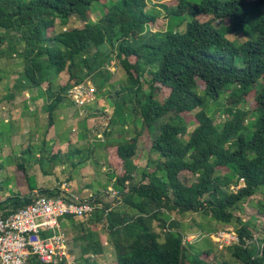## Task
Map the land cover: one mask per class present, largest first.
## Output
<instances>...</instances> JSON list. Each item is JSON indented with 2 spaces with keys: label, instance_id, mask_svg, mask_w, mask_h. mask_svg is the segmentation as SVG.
<instances>
[{
  "label": "trees",
  "instance_id": "1",
  "mask_svg": "<svg viewBox=\"0 0 264 264\" xmlns=\"http://www.w3.org/2000/svg\"><path fill=\"white\" fill-rule=\"evenodd\" d=\"M104 2L0 0V43L24 42L18 55L25 88L48 82V128L54 125L53 110L67 97L70 86L53 88L60 73H68L75 83L92 79L101 89L112 75L109 61L119 59L127 80L116 93L120 97L115 111L124 120L126 97L138 103L135 112L140 116L135 115L150 130V151L158 153L160 161L152 173L144 170L136 180L137 137L119 141L109 161L121 162L125 170L117 178L122 188L117 200L125 208L104 203L96 208L94 219L108 228L117 264H213L210 251L190 252L178 220L166 224L160 215L201 211L227 226L235 218V207L264 188V0H178L169 16L187 20L166 31L150 29L157 17L147 10L148 0ZM100 3L105 8L94 22L91 7ZM71 16L80 17L84 25L49 33L55 26L53 18L65 24ZM236 33L244 36L236 39L240 43L228 37ZM225 95L224 103L220 99ZM251 100L256 109L241 107ZM209 102L215 111L225 108L228 117L223 122L208 111ZM188 113L194 116L195 127L183 138ZM254 115L256 125L251 129L247 120ZM20 168L27 169L25 162ZM187 174L195 180L189 182ZM236 176L244 177L245 187L231 189ZM43 192L57 195L59 188ZM42 194L9 195L0 202V212L8 215ZM90 200L100 202L98 196ZM155 220L164 228L163 242L154 229ZM87 224H80L82 254L103 252ZM237 233L238 242L224 248L243 264H264V246L256 251L246 245L253 237L250 227L242 225Z\"/></svg>",
  "mask_w": 264,
  "mask_h": 264
},
{
  "label": "rangeland",
  "instance_id": "2",
  "mask_svg": "<svg viewBox=\"0 0 264 264\" xmlns=\"http://www.w3.org/2000/svg\"><path fill=\"white\" fill-rule=\"evenodd\" d=\"M107 1L105 0L104 4ZM148 2L147 10L157 17L155 22L151 23L152 31L171 30L183 19L187 20L185 17L175 20L169 16L168 10L173 9L178 0H148ZM104 8L101 3L93 4L89 15L91 20L97 22ZM53 19H55V26L49 29V33L55 35L61 30L84 25L78 16H71L65 24L59 17ZM1 32L3 33V30L0 29ZM228 37L236 43H240L236 39H244L243 34L239 33L229 34ZM23 48L24 42L13 44L10 39H7L3 44L0 43V196L7 197L21 188L28 194L49 195L43 190L58 187L57 195L64 194L81 199L91 198L93 201L98 196L100 202H96L97 205L104 206V203H108L113 209L123 210L124 203L117 200L121 199L122 189L117 184V178L123 175L125 170L121 162L113 165L109 161L110 153L116 151L115 145L126 138L137 137V148L133 158L137 166L133 174L136 180L141 179L144 170L152 173L157 168L160 156L153 150V152L150 151L151 134L142 118L139 117L140 114L135 112V108L139 109L138 103L133 100L131 102L129 97H126L128 102L123 109L126 113L124 120L122 117L119 118V113L115 111L116 102L120 97L116 93L127 80L121 62L118 58L109 61L107 68L112 75L107 79L103 76L106 80L101 89L92 79L77 84L75 80L69 78L68 73H60L54 79L53 88L67 83L70 86L67 97L53 110L54 125L48 128L49 109L46 106L48 100L45 91L48 82H44L41 87L35 89L23 86L26 83L22 75L23 60L18 55V51ZM146 78L148 79V76H145L143 82L144 89L148 87L145 83ZM93 88L97 89L94 95L91 94ZM220 100L225 103L226 95ZM206 107L210 113H213L218 123L228 117L224 107L215 111L212 108L213 102L207 103ZM241 107L246 110L256 109V103L251 100ZM136 113L139 116H136ZM256 118L254 115L247 120L251 129H254L256 125ZM111 119L115 122L112 123ZM186 120L189 124L182 135L183 138L188 137L195 127V118L191 113L187 114ZM27 149H30V152H26ZM42 156L41 163L39 159ZM22 162L27 165L25 171L20 168ZM231 167L234 169V166L231 165ZM225 171L226 168H222L221 172ZM187 176L190 177L189 182L196 178L190 174ZM240 178L236 176L233 184L238 183L239 188L245 187L239 185ZM124 191H128V187ZM95 213L96 206L92 214L83 219L94 228L96 237L105 246V252L103 249V253L96 257H93L92 253L82 254L83 241L77 238L79 236L74 240V232L72 235H68L67 232L69 258L65 264H87V258H89L88 262L90 259H97L95 264H117L108 228L104 222L94 219ZM234 214L235 218L227 226L201 211L184 213L165 211L160 216L165 219L166 224L172 221V218H176L175 220L180 221L181 227L184 225L185 229L184 227L183 229L189 234L187 236L201 234L199 238L186 241L190 252L210 251L209 253L214 257L213 264H243L226 248H221L219 243L215 242V233L225 229L237 233L242 225H247L252 230L253 237L247 239L246 245L251 248L256 247V251L263 249L264 188H259L254 196L241 201L235 207ZM161 224L159 220L154 221V229L160 232L159 239L163 242L164 228ZM77 231L81 234V227ZM52 234L53 232H50L47 236ZM105 241L108 242L105 243Z\"/></svg>",
  "mask_w": 264,
  "mask_h": 264
},
{
  "label": "built area",
  "instance_id": "3",
  "mask_svg": "<svg viewBox=\"0 0 264 264\" xmlns=\"http://www.w3.org/2000/svg\"><path fill=\"white\" fill-rule=\"evenodd\" d=\"M91 94H96V88ZM240 179L239 185L245 186L244 177ZM231 188L236 190L239 186L232 185ZM91 202L64 194H42L8 215L1 213L0 264H65L69 247L62 221L67 217L84 218L92 214L95 206ZM50 232L53 234L47 236ZM215 235V242L221 248L239 240L238 234L232 230H220ZM200 236H188L185 240L192 241Z\"/></svg>",
  "mask_w": 264,
  "mask_h": 264
},
{
  "label": "crops",
  "instance_id": "4",
  "mask_svg": "<svg viewBox=\"0 0 264 264\" xmlns=\"http://www.w3.org/2000/svg\"><path fill=\"white\" fill-rule=\"evenodd\" d=\"M16 193H19V194H21V195H24V194H28V193H26V191L23 189V188H21L20 190H18V192H15V193H11L12 195L13 194H16ZM9 194V193H8ZM10 194V195H11ZM70 195H74V194H70ZM9 195H7V197H8ZM76 196V195H75ZM7 197H1L0 196V202L1 201H4ZM89 200H90V198H89ZM91 201V200H90ZM94 206H96V208L99 206V205H96L95 203L93 204ZM99 207H102V206H99ZM1 213H3V211L2 212H0V214ZM173 219H176V218H172V220ZM86 223V221H84V219L83 218H75V217H67L66 219H64L63 221H62V228H63V230H64V232L67 234V232H68V235L69 234H71L72 235V233L74 232V234H73V239L75 240V238L77 237V236H79L80 234L78 233V231H77V229L78 228H80V224L81 223ZM169 223H171V221H169L168 222V224ZM179 223H180V221H179ZM183 227H184V225H182V227L180 226V228H181V233H182V235L184 236V239H183V242L186 244V240H185V236H187V235H189L188 233H186L185 232V227H184V229H183ZM82 229V228H81ZM86 229H91L92 231H94V228L93 227H91L89 224H87L86 225ZM184 230V231H183ZM76 231H77V233H76ZM158 232V231H157ZM95 233V232H94ZM158 233H160V232H158ZM79 234V235H78ZM199 234V233H198ZM188 237V236H187ZM78 238V237H77ZM95 238H96V240L100 243V245L102 246V249H104V252H105V246H104V244L102 243V241L101 240H99L97 237H96V233H95ZM108 241H105V243H107ZM189 248V247H188ZM224 248V247H223ZM103 253V252H102ZM102 253H97V254H93L92 253V256L93 257H96V256H98L99 254L101 255ZM195 253H198V252H195ZM199 253H201V252H199ZM202 253H205V251H202ZM86 255V254H85ZM87 259H89V258H87ZM87 259H86V261H87ZM97 261V259L96 260H92V259H90V261H89V263L88 264H95V262Z\"/></svg>",
  "mask_w": 264,
  "mask_h": 264
}]
</instances>
